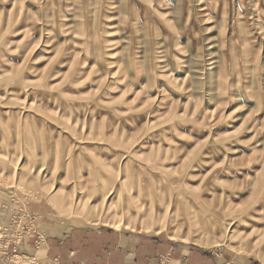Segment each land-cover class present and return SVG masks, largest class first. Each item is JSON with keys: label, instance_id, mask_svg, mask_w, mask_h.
<instances>
[{"label": "rangeland", "instance_id": "1", "mask_svg": "<svg viewBox=\"0 0 264 264\" xmlns=\"http://www.w3.org/2000/svg\"><path fill=\"white\" fill-rule=\"evenodd\" d=\"M69 226L264 264V0H0L12 264Z\"/></svg>", "mask_w": 264, "mask_h": 264}, {"label": "crops", "instance_id": "2", "mask_svg": "<svg viewBox=\"0 0 264 264\" xmlns=\"http://www.w3.org/2000/svg\"><path fill=\"white\" fill-rule=\"evenodd\" d=\"M49 213L40 217L48 220ZM107 224H105L106 226ZM32 255L33 248L20 249ZM159 256H168L167 264H250L249 261L214 255L212 251L185 246L160 237L121 233L111 228L64 227L60 236L49 235L44 255L33 257V264H156ZM12 264V262L0 263Z\"/></svg>", "mask_w": 264, "mask_h": 264}, {"label": "built area", "instance_id": "3", "mask_svg": "<svg viewBox=\"0 0 264 264\" xmlns=\"http://www.w3.org/2000/svg\"><path fill=\"white\" fill-rule=\"evenodd\" d=\"M9 231V232H8ZM7 236H10V239H7ZM21 246L17 244V239L15 238L13 231V240H12V229L0 228V260L5 262H11L12 259L17 256L18 249L20 250ZM169 262L168 256H159L156 264H167ZM51 264H63L58 259L51 261Z\"/></svg>", "mask_w": 264, "mask_h": 264}]
</instances>
